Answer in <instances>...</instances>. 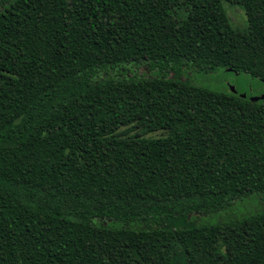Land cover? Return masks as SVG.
Instances as JSON below:
<instances>
[{"label": "trees", "instance_id": "1", "mask_svg": "<svg viewBox=\"0 0 264 264\" xmlns=\"http://www.w3.org/2000/svg\"><path fill=\"white\" fill-rule=\"evenodd\" d=\"M189 69L264 83V0H0V264H264V100Z\"/></svg>", "mask_w": 264, "mask_h": 264}, {"label": "rangeland", "instance_id": "2", "mask_svg": "<svg viewBox=\"0 0 264 264\" xmlns=\"http://www.w3.org/2000/svg\"><path fill=\"white\" fill-rule=\"evenodd\" d=\"M225 11L229 15L231 22L238 28H246V16L244 10L239 6L224 4ZM139 72H142L140 70ZM184 77L189 79L195 85L208 88L212 91L229 93L233 88L240 95L244 94L248 98L259 97L264 93V83L247 74H235L218 69L214 73H200L189 69L184 73ZM157 136V134H153ZM254 196H249L241 201L236 202L229 210L222 211L219 214L207 219L209 223H216L229 217H240L260 209Z\"/></svg>", "mask_w": 264, "mask_h": 264}, {"label": "water", "instance_id": "3", "mask_svg": "<svg viewBox=\"0 0 264 264\" xmlns=\"http://www.w3.org/2000/svg\"><path fill=\"white\" fill-rule=\"evenodd\" d=\"M228 71H231V70H228ZM231 90H234V89L231 88ZM257 100H264V93L261 96H259V97L251 98V101H257Z\"/></svg>", "mask_w": 264, "mask_h": 264}]
</instances>
